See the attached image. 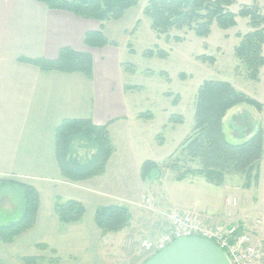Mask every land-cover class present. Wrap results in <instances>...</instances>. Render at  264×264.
Instances as JSON below:
<instances>
[{
  "label": "rangeland",
  "instance_id": "rangeland-1",
  "mask_svg": "<svg viewBox=\"0 0 264 264\" xmlns=\"http://www.w3.org/2000/svg\"><path fill=\"white\" fill-rule=\"evenodd\" d=\"M148 1L139 0L136 5L140 22L126 41L132 48L124 43L122 52L127 100L131 112H136V119L129 121L123 130L117 129L111 134L108 130L114 152L104 173L97 178L98 184L117 196L116 203L124 205L129 212L128 226L115 239L113 237L116 261L142 264L153 256L154 251L147 249L144 243L154 245L170 231L167 214L171 211L190 213L208 224L244 225L246 231L261 241L263 232H255L261 225L264 227V155L258 164V179H254L255 170L250 177L244 173L228 174L220 186L195 174L177 181L186 168L200 167L197 160L186 156L182 144L193 128L196 95L204 80L229 81L264 104V65L258 80H252L247 65L235 52L242 36L252 30L249 18L237 16V24L228 28L215 22L206 37H198L188 28L173 29L169 36L158 35L151 26V19L143 14ZM254 4L260 6L264 14V0H236L230 10L237 14L243 5ZM119 39L121 43L124 40ZM159 49L166 53L164 57L146 54ZM245 109L255 113L256 108L239 103L223 119L225 136L233 143L245 141L249 132L258 127L264 129V106L254 115ZM130 114L128 112V116ZM74 147V154L82 160L94 153L93 145L85 141H75ZM147 160L158 165L143 178L141 169ZM4 186L10 191L6 192L2 208H7L8 212L21 210L23 190L14 184ZM14 187L19 192H15ZM231 199L236 200V205L229 202ZM12 213L15 214L11 212L8 216ZM45 254L55 256L50 251Z\"/></svg>",
  "mask_w": 264,
  "mask_h": 264
},
{
  "label": "crops",
  "instance_id": "crops-1",
  "mask_svg": "<svg viewBox=\"0 0 264 264\" xmlns=\"http://www.w3.org/2000/svg\"><path fill=\"white\" fill-rule=\"evenodd\" d=\"M137 6L119 20L98 21L49 9L38 0H0V179L29 183L39 194L35 225L13 243L0 244L3 264H25L23 256L46 257L51 249L62 257L58 264H118L113 237L128 225L119 232H103L96 224L95 213L101 206L121 203L98 184L99 176L81 182L63 179L55 157V129L67 118H90L96 125H108L111 134L136 119L127 100L122 52L128 35L139 24ZM99 30L115 44L87 46L85 35ZM120 37L124 38L122 43ZM62 47L92 54L91 78L79 72L42 71L19 61L23 56L55 59ZM245 110L254 115L257 109L255 113ZM258 128L249 132L245 141ZM8 186L0 187L1 224L15 221L22 214V209L8 212L2 208ZM13 189L19 192L17 187ZM57 198L81 202L85 207L83 218L61 227L55 213ZM11 212L15 214L8 216ZM261 226L255 234L263 232L260 240L264 247ZM39 244L48 248L40 249ZM2 247H6L4 251Z\"/></svg>",
  "mask_w": 264,
  "mask_h": 264
},
{
  "label": "trees",
  "instance_id": "trees-1",
  "mask_svg": "<svg viewBox=\"0 0 264 264\" xmlns=\"http://www.w3.org/2000/svg\"><path fill=\"white\" fill-rule=\"evenodd\" d=\"M38 1L49 9L64 10L79 17L98 21L119 20L128 9L139 3V0ZM235 1L149 0L143 14L151 19V26L158 35L167 36L173 29L188 28L193 30L196 36L206 37L215 22L222 28H228L237 24V16L249 18L252 30L242 36L235 52L247 65L250 78L258 80L260 69L264 65V14L257 4L243 5L236 14L230 10ZM133 32L134 30L131 33ZM84 43L90 47L115 44L101 30L88 32ZM130 44L128 42L127 47ZM146 54L150 57L166 55L161 49L149 50ZM19 61L37 66L42 71L79 72L89 78L93 75L92 54L71 47H62L55 59L23 56L19 57ZM125 88L127 89L126 85ZM239 103H247L259 111L264 106L262 102L237 89L229 81L202 82L195 100L194 125L182 144L186 156L191 160H197L200 167L186 168L177 177V181L195 174L204 176L208 182L220 186L228 174L244 173L250 177L255 170L254 179L259 178L258 164L264 154L263 128H258L248 140L240 143L229 141L223 130L224 117ZM77 140L93 145L94 153L88 159L82 160L74 154V142ZM113 152L114 146L108 136V125H96L90 118H67L55 129V157L63 179L68 182H81L104 173ZM157 165L155 161H145L141 169L142 177H147ZM7 184L17 185L23 190L24 204L22 214L17 220L6 224L0 223V244L13 243L19 235L32 228L36 223L39 208V194L35 187L16 179H0V187ZM55 213L60 226L63 227L80 221L85 214V207L73 199L57 198ZM128 220L129 212L124 205L101 206L95 213L96 224L103 232H118L125 227ZM38 247L48 248L45 244H39ZM50 251L55 256L26 255L22 260L25 264H58L62 257L56 255L53 249ZM0 264H3L1 258Z\"/></svg>",
  "mask_w": 264,
  "mask_h": 264
},
{
  "label": "built area",
  "instance_id": "built-area-1",
  "mask_svg": "<svg viewBox=\"0 0 264 264\" xmlns=\"http://www.w3.org/2000/svg\"><path fill=\"white\" fill-rule=\"evenodd\" d=\"M229 202L233 205L237 203L235 199H231ZM167 221L171 224L170 231L162 235L154 245L145 242L144 245L147 249L157 252L176 239L200 237L216 243L224 250L231 264H263V245L254 237L253 233L246 231L244 225L208 224L200 217L179 211L169 212Z\"/></svg>",
  "mask_w": 264,
  "mask_h": 264
},
{
  "label": "water",
  "instance_id": "water-1",
  "mask_svg": "<svg viewBox=\"0 0 264 264\" xmlns=\"http://www.w3.org/2000/svg\"><path fill=\"white\" fill-rule=\"evenodd\" d=\"M143 264H231L226 253L213 241L200 237L174 240Z\"/></svg>",
  "mask_w": 264,
  "mask_h": 264
}]
</instances>
